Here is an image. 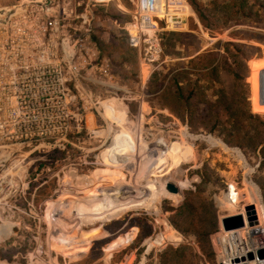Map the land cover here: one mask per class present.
Instances as JSON below:
<instances>
[{
  "label": "rangeland",
  "instance_id": "1",
  "mask_svg": "<svg viewBox=\"0 0 264 264\" xmlns=\"http://www.w3.org/2000/svg\"><path fill=\"white\" fill-rule=\"evenodd\" d=\"M90 1L82 0L84 5ZM120 1L123 7L111 2L89 6L102 46L107 40L101 37L107 33L117 49L112 62L101 53L106 70L118 75L115 88L108 76L97 81L96 74L87 75L82 113L70 115L64 147H4L0 264H160L165 250L181 246L193 249L196 264H216L213 235L223 216L252 204L264 217L263 142L240 146L236 142L244 141V127L240 131L224 123L212 131L213 120L207 116L211 104L222 120L228 118L227 103L239 112L245 91L251 111L264 115V17L251 15L236 24L231 0H196L205 15L201 20L187 0L192 16L182 29L163 32L161 63L149 67L139 62L124 28L132 19L135 0ZM247 1L264 7V0ZM257 9L264 14V8ZM226 41L243 44L254 54L247 68L239 70L245 74L244 83L226 70L212 74L188 63ZM191 91L194 95L184 100ZM226 128L232 137H226ZM167 181L177 184L182 194L168 193ZM188 192L199 219L207 215L208 204L215 212L213 256L208 260L200 256L195 236L183 234L169 221ZM95 210L105 215L91 217ZM137 229L145 236L140 243L132 241ZM174 230L185 237L183 242L175 241Z\"/></svg>",
  "mask_w": 264,
  "mask_h": 264
},
{
  "label": "built area",
  "instance_id": "2",
  "mask_svg": "<svg viewBox=\"0 0 264 264\" xmlns=\"http://www.w3.org/2000/svg\"><path fill=\"white\" fill-rule=\"evenodd\" d=\"M90 2L0 0V161L6 159L8 145L64 147L70 115L82 113L87 75L96 74L97 81L109 76L107 61L93 40L89 6L114 0ZM192 14L187 0H135L132 19L124 28L139 62L159 65L163 32L179 29ZM244 215L242 227H219L213 235L216 264H264V257L257 256L264 249V217L256 212L257 222L251 225ZM173 235L175 241L185 239L175 230ZM187 242L195 245L194 240Z\"/></svg>",
  "mask_w": 264,
  "mask_h": 264
},
{
  "label": "trees",
  "instance_id": "3",
  "mask_svg": "<svg viewBox=\"0 0 264 264\" xmlns=\"http://www.w3.org/2000/svg\"><path fill=\"white\" fill-rule=\"evenodd\" d=\"M192 5L196 9L198 13V17L202 20L205 18V15L202 11H200V7L196 0H192ZM230 5L233 9L232 15L235 16V23L238 24L240 22V18H247L251 15L259 16V18L264 17V14L257 13V10H254L256 6L259 8H264L261 5L253 2L251 4L248 3L247 0H231ZM252 10L253 13H252ZM264 12V10H263ZM111 18L117 19L116 15H112ZM256 38V37H255ZM259 40V37H258ZM243 44L235 43L233 41H226L222 44V46L217 50L210 49L205 53L199 54L191 58L188 63H196L199 66H202V69H208L212 74H216L217 71L226 70L235 81L239 80L244 83L245 74L240 73L241 68H247V61L251 59L254 54L250 51H246ZM247 48H249L247 46ZM253 48V47H252ZM250 48V49H252ZM257 50H261L260 47H257ZM257 57H260L259 54H256ZM252 78V72L250 69V80ZM178 84V83H176ZM179 86V85H178ZM178 95L182 97L181 89L178 87ZM252 94V92H251ZM194 93L191 91L188 93V96L184 100H188L192 97ZM224 99V98H223ZM243 99V109L239 112L235 110H231V106L225 102L218 100V103L221 105H225L227 107L226 116L222 120L221 114L218 110L210 105V113L207 115L212 118L214 128L220 124H229V127L235 128L238 130H243L244 132L241 136L242 142H236L240 146H244V142H255L256 145L259 143H264V115H260L257 113H253L249 104L248 92L245 91V94L242 96ZM252 100V97H251ZM203 102V101H202ZM209 101L206 102L208 104ZM229 108V109H228ZM253 108V102H252ZM254 109V108H253ZM199 115V114H198ZM197 116V115H196ZM222 120V121H221ZM243 121L242 125L241 122ZM227 131L226 137H232L233 134L228 133V128L225 129ZM230 130V129H229ZM230 132V131H229ZM239 136V135H238ZM240 137V136H239ZM238 137V138H239ZM226 141H230V139L225 138ZM248 140V141H247ZM244 148V147H242ZM261 155L264 158V146L261 149ZM207 209V215L204 218H198V210L195 204L192 201V193L188 192L183 203L177 208L173 209V212L169 216L170 223L180 232L185 235L192 233L195 236V240L198 247V252L200 256H202L203 260L211 259L213 256L212 245L210 241V234L216 230L217 223L215 212L211 204L205 206ZM115 225L120 224V222H113ZM145 237L144 235L140 237L137 229L136 235L133 237V242L140 243L141 240ZM196 254L193 249L186 246H181L177 248H169L165 250L160 256V264H196L194 259H196ZM192 259V261H190ZM188 264V263H187Z\"/></svg>",
  "mask_w": 264,
  "mask_h": 264
},
{
  "label": "water",
  "instance_id": "4",
  "mask_svg": "<svg viewBox=\"0 0 264 264\" xmlns=\"http://www.w3.org/2000/svg\"><path fill=\"white\" fill-rule=\"evenodd\" d=\"M261 100H262V102H264V71L262 73V78H261ZM263 145H264V143L260 144L259 147H261ZM165 190L171 194H179V193L182 194L180 188L175 183L170 182V181L165 183ZM244 211H245L247 222L251 225L256 224L257 220H256V212H255L254 205L251 204V205L245 206ZM220 224H221V228L224 231L240 228L244 225L243 216L240 213L228 215V216H223L220 219ZM12 230L15 232L17 229L15 227H13ZM257 256L259 258H263L264 257V249L259 250L257 253ZM248 257L252 258V255L249 254Z\"/></svg>",
  "mask_w": 264,
  "mask_h": 264
},
{
  "label": "crops",
  "instance_id": "5",
  "mask_svg": "<svg viewBox=\"0 0 264 264\" xmlns=\"http://www.w3.org/2000/svg\"><path fill=\"white\" fill-rule=\"evenodd\" d=\"M119 3V4H117V3ZM112 3H114L117 7L119 6V5H121L122 6V4H121V1L120 0H114V2H112ZM123 7V6H122ZM90 12H91V10H90ZM186 26V22H184L183 23V26H181L179 29H182L183 27H185ZM176 30H178V29H176ZM165 31H168V30H165ZM94 32H95V30H94ZM105 35H106V37L104 36V37H101V39L102 40H107V41H105V44H104V46H102V43L100 42V37L96 34V33H94V35H93V40L97 43V45H98V47H99V49H100V52L103 54V52L104 53H106L107 54V57L109 58V60L112 62V57H113V54L114 53H117V49L115 48V45H114V43H113V39H112V41H111V35H108L107 33H105ZM117 42V41H116ZM105 49V50H104ZM135 50V49H134ZM136 51V50H135ZM136 53H137V51H136ZM115 55V54H114ZM137 56H138V59H139V55H138V53H137ZM121 66L123 67V68H125V66H126V64H125V62H121ZM109 73V80H110V82L114 85H117L118 84V81H119V79H118V75L116 74V73H113L111 70L108 72ZM115 85H114V88H115ZM140 108L141 109H143V103L140 105Z\"/></svg>",
  "mask_w": 264,
  "mask_h": 264
},
{
  "label": "bare ground",
  "instance_id": "6",
  "mask_svg": "<svg viewBox=\"0 0 264 264\" xmlns=\"http://www.w3.org/2000/svg\"><path fill=\"white\" fill-rule=\"evenodd\" d=\"M167 182H169V181H167ZM177 185V184H176ZM178 186V185H177ZM179 187V186H178ZM180 188V187H179ZM181 189V188H180ZM179 194H181V193H179ZM179 194H173V195H179ZM245 198V197H244ZM108 208V207H107ZM110 208V207H109ZM244 209H240V213L242 214V215H244V211H243ZM234 212V211H233ZM105 214L102 212V211H99V210H95V211H93L92 213H90V216L91 217H102V216H104ZM259 215H261V214H259ZM258 215V216H259ZM81 216V215H80ZM244 217H245V215H244ZM261 220H264V219H261ZM264 223V222H263ZM260 229V228H259ZM264 230V229H263Z\"/></svg>",
  "mask_w": 264,
  "mask_h": 264
}]
</instances>
